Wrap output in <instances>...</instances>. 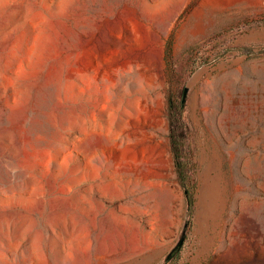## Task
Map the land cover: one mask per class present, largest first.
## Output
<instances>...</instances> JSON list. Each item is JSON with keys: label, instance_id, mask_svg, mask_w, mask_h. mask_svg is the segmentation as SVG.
<instances>
[{"label": "rangeland", "instance_id": "374dc122", "mask_svg": "<svg viewBox=\"0 0 264 264\" xmlns=\"http://www.w3.org/2000/svg\"><path fill=\"white\" fill-rule=\"evenodd\" d=\"M185 220L169 264H264V0H0V264H162Z\"/></svg>", "mask_w": 264, "mask_h": 264}, {"label": "trees", "instance_id": "16d2710c", "mask_svg": "<svg viewBox=\"0 0 264 264\" xmlns=\"http://www.w3.org/2000/svg\"><path fill=\"white\" fill-rule=\"evenodd\" d=\"M167 55H169L170 49L169 46L167 47ZM250 55V54H249ZM172 115L176 116L177 113L172 111ZM180 126L178 125V122L172 124L170 128L169 138H170V145H171V151L173 154V160H174V167L178 174V178L180 180V183L182 185L183 191H186L185 196V202L187 206V214L189 215L192 209V195L189 189L185 186V182L182 180V174L185 173L186 169V159L183 152V145L182 140L180 138Z\"/></svg>", "mask_w": 264, "mask_h": 264}, {"label": "water", "instance_id": "95a60500", "mask_svg": "<svg viewBox=\"0 0 264 264\" xmlns=\"http://www.w3.org/2000/svg\"><path fill=\"white\" fill-rule=\"evenodd\" d=\"M186 103H187V93L184 90L182 93V97H181V117L184 120H185V116H186ZM186 194H187L186 191H184L185 196H186ZM188 225H189L188 220H185L183 225H182L181 231L177 237L175 245L164 256V258L162 260V264H169L175 258V256L178 254V252L180 251V249L183 245V242L185 240Z\"/></svg>", "mask_w": 264, "mask_h": 264}]
</instances>
